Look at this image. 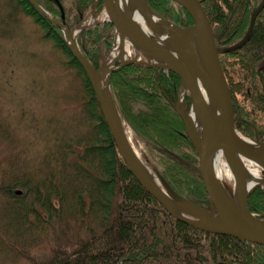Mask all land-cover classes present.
<instances>
[{"label":"trees","instance_id":"trees-1","mask_svg":"<svg viewBox=\"0 0 264 264\" xmlns=\"http://www.w3.org/2000/svg\"><path fill=\"white\" fill-rule=\"evenodd\" d=\"M16 1L41 26L44 37L61 50L68 65L83 76L91 96L86 118L90 123L96 120L97 125L90 127L94 133L85 130L74 138L65 131L51 135L54 139L44 155V166L58 168L37 181L26 176L5 188L8 199L0 213V249L6 245L26 257L29 264H264L263 245L180 221L146 191L119 154L92 83L64 39L63 29L53 23L63 20L57 3L35 0L46 9L44 14L32 0ZM60 1L69 32L95 7L104 8L101 0ZM199 1L208 12L219 47L240 43L252 15L263 6L248 43L222 54L221 64L233 96L236 128L264 143V0ZM148 4L183 27L193 24L190 13L173 0H148ZM113 28L109 21L88 26L78 34L80 49L96 69L115 38L110 33ZM181 82L177 73L137 63L124 65L110 76L119 112L160 156V174L178 194L210 210L198 152L172 104L179 100ZM185 98L190 111L193 99L188 92ZM134 101L142 102L145 109L135 111ZM11 159L15 171L16 167L27 168L14 156ZM15 185L24 190L21 196L11 190ZM247 202L251 212L264 218V186L255 188ZM12 232L30 237L15 240ZM45 232L54 242L50 254L39 257L27 252L39 244Z\"/></svg>","mask_w":264,"mask_h":264},{"label":"water","instance_id":"water-1","mask_svg":"<svg viewBox=\"0 0 264 264\" xmlns=\"http://www.w3.org/2000/svg\"><path fill=\"white\" fill-rule=\"evenodd\" d=\"M54 1L61 9V18H63V22L53 20V23L58 24L63 29L65 34L64 39L67 44H69L70 50H72L75 58L80 61L88 75L89 80L92 82L93 89L97 95V101L99 102L101 112L108 124L110 132L112 133L114 143L117 145L119 154H121L124 163L127 164L132 175L135 176L148 193L153 195L158 202L165 207L170 215L172 214L180 221L192 226L194 225L209 233L222 235L227 234L235 238L237 237L245 242L248 241L264 246V218L255 216V214L250 211L247 202L248 196L254 192L255 188L262 185L256 184L254 187L246 190L243 171L241 170L239 159L240 155H244L253 160H264V154L262 152H252L240 143L237 135V132L240 130L235 126L233 96H231L230 85H228L223 64H221L222 54L236 51L248 43V39L252 32L251 30L256 21L255 19L258 17V14L262 10L261 8L263 6L258 9V12L252 15L250 19L251 22L247 30L248 33L240 43L233 46L219 47L215 42L213 24L210 21L208 12H206L202 2L199 0H174L175 2L181 4L193 18V24L183 27L167 20L160 14L166 22L174 24L172 30L173 33L171 34V42L177 48L180 47L182 50V52L176 54L167 48V46H164L156 40L153 36H149L142 27L138 26L132 15H129L116 3V0H101L107 12V20H110L113 23L117 33L122 36H134L152 51L154 50V52L161 57L164 62L163 64H152L148 61L140 59H132L129 61L118 60L117 62L120 63L119 66H116V64L113 65L107 77L109 85V77L112 71L119 70L123 65H129L134 62L138 63L140 66L151 68L160 67L170 70L177 73L182 78V89H188L190 96L193 99L192 111L195 108L202 120V131H198L194 128L191 122L190 114L192 111L190 113L188 112L187 101L185 99L183 104L180 106L182 99V92H180L179 101H177V103L172 101V104L175 109L178 110L181 119H183L188 137L192 141L195 150L198 152L200 161L199 172L201 173L202 180L205 183L207 193H209L212 203V210L202 208L189 201L184 196L178 194L171 184H168L164 179L169 186V193L172 194L173 197L182 200L188 208L201 214V217L198 219H190L184 215H179L170 209L168 200L160 193L158 194L154 186L151 185L145 175L142 174L138 164H136L133 154H131L128 148L127 143L121 136L116 122H114L109 116L110 113H113L111 101L97 89L95 77L101 73V67L103 64L100 69L97 70L91 61L84 55L77 43L72 41L71 37L73 36V32H69V29L65 26V10L61 1ZM32 2L38 9L41 10V12L44 14L47 13V11L35 0H32ZM83 22L77 25L74 30H76ZM85 28L86 27H81L78 33ZM192 36H196L198 44H200L201 53L209 65L211 74L213 75V80H209V86L217 98L219 107L218 112H214L213 109L208 106L206 99L203 96L201 87L199 86L197 73L201 71V65L197 55H195V52H193L188 45V41ZM256 140L259 143L264 144L260 140ZM221 147L225 149L227 160L229 161L231 170H233L234 173L237 191H239V208L233 205L232 202L228 200L225 193L222 192L219 182H217L215 172L213 171L212 159ZM16 191L17 194L21 195L22 190ZM210 211H214L215 213L211 214Z\"/></svg>","mask_w":264,"mask_h":264},{"label":"rangeland","instance_id":"rangeland-1","mask_svg":"<svg viewBox=\"0 0 264 264\" xmlns=\"http://www.w3.org/2000/svg\"><path fill=\"white\" fill-rule=\"evenodd\" d=\"M104 13L105 9L96 11V14ZM105 56L101 57L102 64ZM67 62L61 50L44 37L41 26L20 9L16 0H0V213L8 199L7 186L26 176L37 181L42 174L58 168L51 164L44 166V155L51 150L54 139L51 135L65 131L74 138L73 135L76 137L85 130L94 133L90 127L97 125L96 120L90 123L86 118L90 93L83 76ZM112 99L115 101L113 91ZM132 106L135 111L146 107L140 101H134ZM136 137L141 143L143 159L160 174V156L137 133ZM12 156L27 168L16 167L18 171H15ZM21 189L15 185L11 190L15 193ZM2 224L1 220L0 229ZM12 233L15 240L30 237ZM53 245L45 232L39 244L27 252L45 257ZM5 247L0 249V264H29L26 257Z\"/></svg>","mask_w":264,"mask_h":264},{"label":"bare ground","instance_id":"bare-ground-1","mask_svg":"<svg viewBox=\"0 0 264 264\" xmlns=\"http://www.w3.org/2000/svg\"><path fill=\"white\" fill-rule=\"evenodd\" d=\"M116 3L125 10L129 15H132L138 26L142 27L149 36H153L156 40L167 46L173 53L182 52L181 48H177L172 44V30L174 24H170L161 17L150 5L147 0H116ZM107 12L104 14H92L84 21L76 30L73 31L72 41L76 42V36L81 27L88 26L89 24H95L99 21L107 19ZM116 42L113 45L111 52L104 57L103 65L101 67V73L95 77V83L97 89L103 93V95L111 101L113 113L109 116L116 122L119 132L127 143L128 148L133 154L136 164L142 174L145 175L146 179L149 180L151 185L154 186L155 190L163 195L168 200L169 208L172 209L179 215H184L190 219H198L201 214L195 210H191L184 204L182 200H179L169 193V186L163 179V177L156 172L152 165L146 163L143 159L142 153L140 152L139 145L136 137V133L133 132L132 128L123 120L120 112L117 111L115 101L112 99V91H110V85L107 77L111 71L113 65L118 60L129 61L132 59H140L148 61L152 64L160 63L163 64L161 57H159L154 50L145 46L134 36H128L117 33ZM188 45L190 49L197 55L199 63L201 65V71L197 73L199 86L201 87L203 96L209 107L214 112H218V102L215 97V93L209 86V80H213V75L207 62L205 61L202 53L200 44L196 36H192ZM183 94L181 95L182 98ZM184 98L181 99L180 106L183 104ZM191 122L195 129L202 131V120L200 119L199 113L194 108L190 114ZM238 138L242 146L250 151L262 152L264 154V144L259 143L256 139L249 137L243 131L237 132ZM216 155L213 157V171L215 172L217 182H219L222 192L225 193L226 197L233 205L239 208V191H237L236 181L234 180V173L231 170L229 161L227 160L225 149L222 147L218 149ZM241 170L243 171V177L245 181L246 190L254 187L256 184L264 185V160L257 159L253 160L246 156H239Z\"/></svg>","mask_w":264,"mask_h":264}]
</instances>
